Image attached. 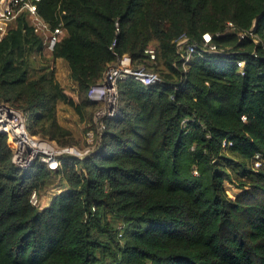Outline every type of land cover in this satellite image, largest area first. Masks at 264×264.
Here are the masks:
<instances>
[{"label":"trees","instance_id":"16d2710c","mask_svg":"<svg viewBox=\"0 0 264 264\" xmlns=\"http://www.w3.org/2000/svg\"><path fill=\"white\" fill-rule=\"evenodd\" d=\"M36 11L62 30L50 61L25 13L0 40V103L28 114L30 135L78 145L58 106L94 130L88 91L123 55L160 81L120 82L96 151L56 170H20L0 135V264H264V0H39ZM205 33L218 52L184 63ZM55 179L61 192L33 206Z\"/></svg>","mask_w":264,"mask_h":264},{"label":"built area","instance_id":"2783aa9c","mask_svg":"<svg viewBox=\"0 0 264 264\" xmlns=\"http://www.w3.org/2000/svg\"><path fill=\"white\" fill-rule=\"evenodd\" d=\"M39 0H0V40L7 34L9 28L14 24L18 16L25 13L36 35L43 38L44 51H52L54 45L62 35V30L56 28L50 30L37 15L36 3ZM232 26L230 23L228 24ZM240 39L244 36L239 35ZM202 48L198 51L195 45H187L183 57L187 63L193 54H198L199 58H204V53H216L217 48L212 44L211 36L205 33L201 37ZM181 40L179 44L185 43ZM145 53L149 59L154 60V51L148 49ZM243 61L236 62L237 74L244 75ZM132 80L144 86L156 84L160 78L156 73L149 72L144 68L135 69L131 59L123 55L117 59L115 65L108 67L97 85L88 91V99L98 105L93 115L95 135L93 146L80 150L75 146L58 147L54 142L41 139L29 134L27 130L28 114L15 110L7 104L0 103V135H5L8 146L11 150V162L20 170H27L36 162L46 165L51 170H56L61 158H74L82 160L98 147L100 136L104 129V121L113 119L118 107V84L120 82ZM30 202L33 206L38 205V196L32 193Z\"/></svg>","mask_w":264,"mask_h":264},{"label":"rangeland","instance_id":"374dc122","mask_svg":"<svg viewBox=\"0 0 264 264\" xmlns=\"http://www.w3.org/2000/svg\"><path fill=\"white\" fill-rule=\"evenodd\" d=\"M50 55H51L50 51L48 50L43 51V56L44 58H46V60L49 59L50 61ZM50 64L51 66L54 67L56 71L55 73L56 78L58 79L60 84L67 89H72L74 87V83L69 78L68 68H67L66 63L63 60H59L57 64L52 63V62ZM57 113H58L59 123L69 128L73 132L75 139L78 142V145H74L76 148L83 150V149L93 146L95 135L91 133V130L83 133L82 128L80 127V124H78L77 117L69 109H67L66 107L62 105H59ZM59 185L60 183L58 179H55L48 185L46 190L40 194V196L38 197L39 198L38 206L40 207V210L48 206L51 198L54 195L61 192L59 190L60 188ZM224 186H225V189L229 197L233 198L234 195L237 193L236 190L233 189L229 184H225Z\"/></svg>","mask_w":264,"mask_h":264},{"label":"crops","instance_id":"0c3cea01","mask_svg":"<svg viewBox=\"0 0 264 264\" xmlns=\"http://www.w3.org/2000/svg\"><path fill=\"white\" fill-rule=\"evenodd\" d=\"M58 61H59V60H56L55 63L57 64Z\"/></svg>","mask_w":264,"mask_h":264},{"label":"water","instance_id":"95a60500","mask_svg":"<svg viewBox=\"0 0 264 264\" xmlns=\"http://www.w3.org/2000/svg\"><path fill=\"white\" fill-rule=\"evenodd\" d=\"M255 24H257V21H255Z\"/></svg>","mask_w":264,"mask_h":264}]
</instances>
